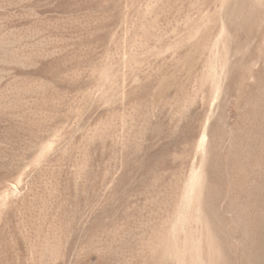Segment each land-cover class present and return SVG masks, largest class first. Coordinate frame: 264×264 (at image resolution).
I'll return each mask as SVG.
<instances>
[{
    "label": "rangeland",
    "instance_id": "obj_1",
    "mask_svg": "<svg viewBox=\"0 0 264 264\" xmlns=\"http://www.w3.org/2000/svg\"><path fill=\"white\" fill-rule=\"evenodd\" d=\"M0 264H264V0H0Z\"/></svg>",
    "mask_w": 264,
    "mask_h": 264
}]
</instances>
